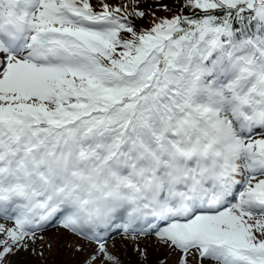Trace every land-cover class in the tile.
Returning <instances> with one entry per match:
<instances>
[{
    "label": "snow or ice",
    "instance_id": "1",
    "mask_svg": "<svg viewBox=\"0 0 264 264\" xmlns=\"http://www.w3.org/2000/svg\"><path fill=\"white\" fill-rule=\"evenodd\" d=\"M175 7L0 0V264L57 228L264 264V0Z\"/></svg>",
    "mask_w": 264,
    "mask_h": 264
},
{
    "label": "rangeland",
    "instance_id": "2",
    "mask_svg": "<svg viewBox=\"0 0 264 264\" xmlns=\"http://www.w3.org/2000/svg\"><path fill=\"white\" fill-rule=\"evenodd\" d=\"M94 3L97 0H93ZM112 4L117 2L122 4H127L129 0H110ZM156 0H147V4H154ZM162 4H169L172 7V11H164L161 8H154L156 15L158 17L171 16L176 13L174 5L177 4V0H160ZM147 7V5H145ZM150 23L153 17L150 15L144 18V23L147 25L146 20ZM143 25V21H138ZM115 246H113V241L109 240L107 243L108 250L116 255L121 264H148L149 261H152L150 254H155L157 260L154 264H177L178 253L170 252L166 247L156 244L152 240H141L140 247L147 248V255L141 257L138 252L135 250L132 243H125L120 237L114 238ZM83 244L84 250L77 251V245ZM92 245L78 240L77 237L64 232L62 230H55L45 234L44 238V254L43 256L32 257L37 264H84L85 260L88 258L89 254L92 251ZM149 256V257H148Z\"/></svg>",
    "mask_w": 264,
    "mask_h": 264
},
{
    "label": "bare ground",
    "instance_id": "3",
    "mask_svg": "<svg viewBox=\"0 0 264 264\" xmlns=\"http://www.w3.org/2000/svg\"><path fill=\"white\" fill-rule=\"evenodd\" d=\"M55 230L59 231L60 229L57 228V229H55ZM50 231H51V230H50ZM50 231H49V232H50ZM148 257H149V256H148ZM150 258H151L152 261H149L148 264H154V262L157 260L155 254H150Z\"/></svg>",
    "mask_w": 264,
    "mask_h": 264
}]
</instances>
